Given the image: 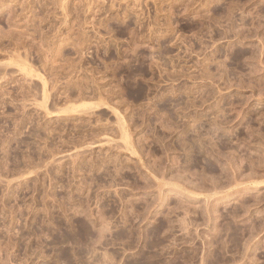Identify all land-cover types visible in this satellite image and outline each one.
I'll return each instance as SVG.
<instances>
[{
	"label": "rangeland",
	"instance_id": "374dc122",
	"mask_svg": "<svg viewBox=\"0 0 264 264\" xmlns=\"http://www.w3.org/2000/svg\"><path fill=\"white\" fill-rule=\"evenodd\" d=\"M3 1L0 264H264V0Z\"/></svg>",
	"mask_w": 264,
	"mask_h": 264
},
{
	"label": "bare ground",
	"instance_id": "6f19581e",
	"mask_svg": "<svg viewBox=\"0 0 264 264\" xmlns=\"http://www.w3.org/2000/svg\"><path fill=\"white\" fill-rule=\"evenodd\" d=\"M4 1H5V0H4ZM4 1H3V2H4ZM9 1H10V0H9ZM24 1H25V0H24ZM34 1H35V0H34ZM34 1H33V2H34ZM65 1H66V2H64V0H54V3H55V4H58V3L60 4V3H62L63 8H66V7L68 6V2H67V0H65ZM29 2L31 3V1H29ZM37 2H38V1H37ZM41 2H44V0L41 1ZM48 2H49V1H48ZM48 2H47L46 4H48ZM8 3H10V2H8ZM22 3H24V2H22ZM38 3H40V2H38ZM38 3H37V4H38ZM44 3H45V2H44ZM1 4H5V3H0V6H1ZM13 4H14V3H13ZM20 4H21V1H20ZM26 4H27V3H26ZM34 4H35V2H34ZM50 4H51V3H50ZM50 4H49V5H50ZM111 4H112V3H111ZM11 5H12V4H11ZM53 5H54V4H53ZM113 5H114V4H113ZM115 5H116V4H115ZM13 6H14V5H13ZM19 6H20V5H19ZM35 6H37V5H35ZM38 6H39V5H38ZM40 6H41V5H40ZM62 6H61V8H62ZM92 6H93V5H92ZM5 7H6V6H5ZM5 7H4V8H5ZM7 7H8V6H7ZM9 7H10V6H9ZM21 7H22V5H21ZM42 7H44V6L42 5ZM42 7H41V8H42ZM46 7H47V6H46ZM69 7H70V6H69ZM88 7H89V6H88ZM112 7H115V6H112ZM2 8H3V6H2ZM12 8H13V7H12ZM36 8H38V7H36ZM47 8H49V7H47ZM56 8H57V7H56ZM108 8H109V6H108ZM110 8H111V7H110ZM158 8H159V7H158ZM7 9H8V8H7ZM10 9H11V8H9V10H10ZM18 9H19V8H18ZM20 9H22V10H24V11L27 10V11H29V12H30V10H33V9H32V5H31V7H30L29 9H28V8H25V5H24L23 8H20ZM34 9H35V8H34ZM1 10H2V9L0 8V11H1ZM45 10H46V9H45ZM66 10H67V9H66ZM169 10H170V9H169ZM11 11H12V9H11ZM11 11H9V12H11ZM17 11H21V10H17ZM38 11H39V10H38ZM38 11H37V12H38ZM112 11H113V10H112ZM14 12H16V11H14ZM43 12H46V11H43ZM43 12H42V13H43ZM11 13H12V12H11ZM18 13H19V12H18ZM18 13H17V15H19ZM21 13H22V11H21ZM24 13H25V12H24ZM31 13H32V11H31ZM66 13H67V12H66ZM68 13H69V12H68ZM107 13H108V12H107ZM124 13H125V15H126L128 12H127V13L124 12ZM156 13H157V12H156ZM26 14H28V13L26 12ZM37 14H38V13H37ZM51 14H52V13H51ZM64 14H65V13H64ZM110 14H111V13H110ZM122 14H123V13H122ZM22 15H23V14H22ZM32 15H33V14H32ZM115 15H116V14H115ZM118 15H120V14H118ZM118 15H116V16H118ZM161 15H162V14H161ZM19 16H20V15H19ZM27 16H28V15H27ZM48 16H49V15H48ZM109 16H110V15H109ZM111 16H112L111 19L116 17V16H113V15H111ZM121 16H122V15H121ZM7 17H8V16H7ZM11 17H13L12 14H11ZM21 17H22V16H21ZM31 17H32V16H31ZM39 17H40V16H39ZM44 17H45V15H44ZM86 17H87V16H86ZM154 17H155V16H154ZM65 18H66V17H65ZM76 18H77V16H76ZM117 18H119V17H117ZM35 19H36V18H35ZM109 19H110V18H109ZM28 20H29V19H28ZM39 20H40V19H39ZM47 20H48V19H47ZM63 20H64V19H63ZM63 20H62V21H63ZM65 20H66V19H65ZM71 20H72V19H71ZM73 20H74V19H73ZM81 20H82V19H81ZM81 20H80V21H81ZM99 20H100V19H99ZM104 20H105V19H104ZM155 20H156V19H155ZM16 21H17V19H16ZM16 21H15V22H16ZM29 21L31 22V20H29ZM43 21H45V20H43ZM107 21H108V20H107ZM116 21H117V20H116ZM118 21H119V19H118ZM7 22H8V21H7ZM10 22L13 23L12 21H10ZM10 22H8V23H10ZM22 22H23V21H22ZM26 22H27V21H26ZM40 22H41V21H40ZM63 22H67V21H63ZM82 22H83V21H82ZM94 22H95V21H94ZM158 22H159V21H158ZM11 23H10V25H11ZM18 23H19V22H18ZM44 23H45V22H44ZM58 23H59V22H58ZM83 23H84V22H83ZM104 23H105V22H104ZM120 23H121V22H120ZM159 23H160V22H159ZM30 24H31V23H30ZM32 24H33V22H32ZM62 24H63V23H62ZM65 24H66V23H65ZM68 24H69V23H68ZM68 24H67V25H68ZM70 24H71V23H70ZM84 24H85V23H84ZM107 24H108V23H107ZM170 24H171V23H170ZM12 25H13V24H12ZM26 25H27V24H26ZM36 25H37V24H36ZM38 25H39V24H38ZM54 25H56V24H54ZM80 25H81V24H80ZM104 25H105V24H104ZM109 25H110V24H109ZM159 25H160V24H159ZM167 25H168V24H167ZM17 26H18V25H17ZM23 26H24V25H23ZM28 26H29V25H28ZM28 26H27V27H28ZM42 26H43V25H42ZM57 26H58V24H57ZM62 26H63V25H62ZM73 26H74V25H73ZM78 26H79V25H78ZM148 26H149V25H148ZM35 27H36V26H35ZM95 27H96V26H95ZM104 27H106V26H104ZM157 27H159V26H157ZM160 27H161V26H160ZM17 28H18V27H17ZM21 28H22V27H21ZM24 28H25V27H24ZM24 28H23V29H24ZM28 28H29V27H28ZM40 28H41V26H40ZM50 28H51V27H50ZM53 28H54V27H53ZM78 28H79V27H78ZM98 28H99V27H98ZM146 28H147V27H146ZM149 28H150V27H149ZM15 29H16V28H15ZM34 29H35V28H34ZM62 29H63V28H62ZM67 29H69V28H67ZM76 29H77V28H76ZM84 29H85V28H84ZM112 29H113V28H112ZM118 29H119V28H118ZM11 30H13V29H11ZM17 30H19V29H17ZM27 30H28V29H27ZM30 30H31V29H30ZM35 30H36V29H35ZM41 30H44V29L41 28ZM50 30H51V29H50ZM78 30H79V29H78ZM86 30H87V29H86ZM162 30H163V29H162ZM56 31H58V29H57ZM64 31H65V30H64ZM72 32H73V31H72ZM110 32H111V31H110ZM9 33H10V32H9ZM9 33H8V35H9ZM15 33H16V32H15ZM18 33H19V31H18ZM18 33H17V35H18ZM21 33H22V35H23L24 32H21ZM21 33H20V34H21ZM31 33H32V32H31ZM35 33H36V32H35ZM46 33H49V32H46ZM61 33H63V32H61ZM67 33H68V32H67ZM1 34H2V33H1ZM53 34H55V33H53ZM59 34H60V33H59ZM63 34H64V33H63ZM63 34H61V35H63ZM6 35H7V34L4 35V33H3V36H6ZM35 35H36V34H35ZM38 35H39V34H38ZM45 35H47V34H45ZM68 35H69V34H68ZM0 36H1V35H0ZM25 36H26V35H25ZM50 36H51V34H50ZM65 36H66V35H65ZM7 37H8V36H7ZM19 37H20V36H19ZM19 37H18V38H19ZM21 37H22V36H21ZM29 37H30V36H29ZM35 37H36V36H35ZM54 37H55V36H54ZM54 37H52V38H54ZM67 37H68V36H67ZM27 38H28V37H27ZM33 38H34V37H33ZM57 38H58V37H57ZM60 38H61V37H60ZM79 38H80V37H79ZM9 39H10V37H9ZM20 39H21V38H20ZM22 39H23V38H22ZM24 39H25V37H24ZM36 39H37V38H36ZM36 39H35L34 41H36ZM45 39H47V38H45ZM49 39H50V38H49ZM49 39H48V40H49ZM82 39H83V38H82ZM84 39H85V38H84ZM26 40H27V39H26ZM53 40H54V39H53ZM61 40H62V39H60V41H61ZM15 41H17V40H15ZM19 41H20V40H19ZM19 41H18V42H19ZM24 41H25V40H24ZM32 41H33V40H32ZM41 41H42V40H41ZM56 41H57V40H56ZM79 41H81V40H79ZM83 41H84V40H83ZM85 41H87V40H85ZM85 41H84V42H85ZM2 42H3V41H2ZM2 42H1V43H2ZM11 42H12V39H11ZM27 42H28V41H27ZM46 42H47V40H46ZM49 42H50V41H49ZM63 42H64V41H63ZM67 42H68V41H67ZM3 43H4V42H3ZM3 43H2V44H3ZM14 43H15V42H14ZM16 43H17V42H16ZM34 43H35V42H34ZM51 43H53V42H51ZM56 43H57V42H56ZM60 43H61V42H60ZM60 43H59V45H57V46L59 47V48H58V51H59V52L62 51V47H63V45H64V44L61 45ZM11 44H12V43H11ZM47 44H48V42H47ZM49 44H50V43H49ZM73 44H74V43H73ZM78 44H79V43H78ZM26 45H27V44H26ZM39 45H40V43H39ZM9 46H10V45H9ZM16 46H17V45H16ZM29 46H30V44H29ZM37 46H38V45H37ZM37 46H36V47H37ZM47 46H48V45H47ZM47 46H46V47H47ZM18 47H19V46H18ZM22 47H23V46H22ZM38 47H39V46H38ZM44 47H45V46H44ZM48 47H49V46H48ZM54 47H56V45H54ZM15 48H16V47H15ZM29 48H30V47H29ZM50 49H51V48H50ZM53 49H54V48H53ZM107 49H108V48H107ZM29 50H32V49H29ZM29 50H28V51H29ZM45 50H46V49H45ZM54 50H57V48H55ZM73 50H74V49H73ZM34 51H35V50H34ZM39 51H40V49H39ZM44 52H45V51H44ZM31 53H32V52H31ZM37 53H38V52H37ZM45 53H46V52H45ZM50 53H52V51H50ZM28 54H29V53H28ZM35 54H36V52H35ZM41 54H42V53H41ZM43 54H44V53H43ZM65 54H66V53H65ZM105 54H106V53H105ZM45 55H46V54H45ZM45 55H43V56H45ZM48 55H49V54H48ZM60 55H61V54H60ZM78 55H79V54H78ZM30 56H31V55H30ZM56 56H57V54H56ZM58 56H59V55H58ZM61 56H63V55H61ZM17 57H18V56H17ZM27 57H28V56H27ZM39 57H40V54H39ZM50 57H51V56H50ZM52 57H53V56H52ZM63 57H64V56H63ZM43 58H44V57H43ZM47 58H48V57H47ZM47 58H46V59H47ZM61 58H62V57H61ZM17 59H18V58H17ZM37 59H38V58H37ZM44 59H45V58H44ZM44 59H43V61H44ZM50 59H51V58H50ZM53 59H54V58H53ZM62 59H63V58H62ZM19 60H20V58H19ZM21 60H22V59H21ZM48 60H49V59H48ZM70 60H71V59H70ZM41 61H42V59H41ZM50 61H51V60H50ZM53 61H54V60H53ZM53 61H52V62H53ZM68 61H69V60H68ZM42 63H43V62H42ZM78 63H79V62H78ZM73 64H74V63H73ZM45 65H46V64H45ZM42 66H43V65H42ZM71 66H72V65H71ZM51 67H52V66H51ZM65 67H66V66H65ZM50 69H51V68H50ZM65 70H66V69H65ZM60 71H61V70H60ZM66 71H67V70H66ZM56 73H57V72H56ZM58 73H59V72H58ZM49 75H50V74H49ZM1 76H2V75H1ZM68 76H69V74H68ZM66 77H67V76H66ZM127 78H128V77H127ZM68 79H69V78H68ZM90 79H91V78H90ZM56 80H57V79H56ZM79 80H81V79H79ZM69 81H70V80H69ZM77 82H78V81H77ZM84 82H85V81H84ZM95 82H96V81H95ZM65 83H66V82H65ZM96 83H97V82H96ZM70 84H71V83H70ZM81 84H82V86H83V85H86V84H84V83H81ZM90 84H91V83H90ZM99 84H100V83H99ZM99 84H98V85H99ZM88 85H89V84H88ZM94 85H95V84H94ZM98 85H97V86H98ZM35 86H36V85H35ZM35 86H34V87H35ZM74 86H75V85H74ZM95 86H96V85H95ZM97 86H96V87H97ZM53 87H54V85H53ZM76 87H77V85H76ZM76 87H75V88H76ZM85 87H87V86H85ZM88 87H89V86H88ZM96 87H94V88H96ZM101 87H102V86H101ZM101 87H100V89H101ZM77 88H78V87H77ZM98 88H99V87H98ZM98 88H97V89H98ZM112 88H113V87H112ZM78 89H80V88H78ZM86 89H88V88H85L84 90L86 91ZM69 90H70V89H69ZM93 90H95V89H93ZM93 90H92V91H93ZM26 91H27V90H26ZM106 91H107V90H106ZM83 92H84V91H83ZM86 92H87V91H86ZM86 92H85V93H86ZM90 92H91V91H90ZM95 92H97V95H98V91H95ZM99 92H100V90H99ZM102 92H103V91H102ZM102 92H101V94H102ZM81 93H82V92H81ZM85 93H84V95H85ZM68 94H69V93H68ZM68 94H67V95H68ZM89 94H90V93H89ZM99 94H100V93H99ZM101 94H100V95H101ZM104 94H105V93H104ZM108 94H109V93H108ZM1 95H2V94H1ZM80 95H81V94H80ZM94 95H95V93H94ZM105 95H106V94H105ZM106 96H107V95H106ZM109 96H111V95H109ZM164 96H165V95H164ZM1 97H2V96H1ZM68 97H70V96H68ZM71 97H72V96H71ZM71 97H70V98H71ZM78 97H79V96H78ZM91 97H92V96H91ZM73 98H74V97H73ZM96 98H97V97H96ZM100 98H101V97H100ZM162 99H163V98H162ZM103 100H105V99H103ZM110 100H111V99H110ZM5 103H6V102H5ZM14 103H15V102H14ZM53 104H54V103H53ZM53 104H52V105H53ZM23 105H24V104H23ZM156 105H157V104H156ZM20 107H21V106H20ZM24 111H25V110H24ZM80 112H81V111H80ZM166 113H167V112H166ZM13 114H14V113H13ZM168 120H169V119H168ZM16 121H17V120H16ZM215 121H216V120H215ZM1 122H2V121H1ZM33 123H34V122H33ZM168 123H169V122H168ZM175 123H176V122H175ZM214 123H215V122H214ZM15 124H16V123H15ZM18 125H19V124H18ZM59 125H60V124H59ZM162 125H163V124H162ZM170 125H171V124H170ZM170 125H169V126H170ZM55 126H56V125H55ZM166 126H167V125H166ZM14 127H15V126H14ZM188 127H189V126H188ZM209 127H210V126H209ZM221 127H222V126H221ZM206 128H207V127H206ZM210 128H211V127H210ZM210 128H209V129H210ZM219 128H220V127H219ZM15 129H16V128H15ZM22 129H23V128H22ZM158 129H159V128H158ZM197 129H198V128H197ZM216 129H217V128H216ZM58 131H59V130H58ZM122 131H123V130H122ZM197 131H198V130H197ZM210 131H211V130H210ZM221 131H222V130H221ZM188 132H189V131H188ZM195 132H196V131H195ZM207 132H208V131H207ZM215 132H216V130H215ZM51 133H52V132H51ZM51 133H50V134H51ZM189 133H190V132H189ZM189 133H188V134H189ZM210 133H211V132H210ZM210 133H209V134H210ZM212 134H213V133H212ZM212 134H211V135H212ZM215 134H216V133H215ZM13 136H14V135H13ZM36 136H37V135H36ZM200 136H201V135H200ZM203 136H204V135H203ZM208 136H209V135H208ZM215 136H217V135H215ZM6 137H7V136H6ZM6 137H5V138H6ZM219 137H221V136L219 135ZM13 138H14V137H13ZM19 138H20V137H19ZM191 138H192V137H191ZM202 138H203V137H202ZM44 139H45V138H44ZM7 140H8V139H7ZM77 140H78V139H77ZM186 140H187V139H186ZM186 140H185V141H186ZM192 140H193V139H192ZM194 140H195V139H194ZM210 140H211V139H210ZM220 140H221V139H220ZM65 141H66V140H65ZM72 141H73V140H72ZM190 141H191V140H190ZM195 141H196V140H195ZM198 141H199V139H198ZM202 141H203V140H202ZM65 143H66V142H65ZM193 143H194V142H193ZM1 144H2V143H1ZM198 144H199V143H198ZM183 145H184V144H183ZM191 145H192V144H191ZM33 146H34V145H33ZM35 146H36V145H35ZM182 147H183V146H182ZM194 147H195V146H194ZM193 149H194V148H193ZM54 150H55V148H54ZM57 150H58V149H57ZM12 152H13V151H12ZM52 152H53V151H52ZM40 153H41V152H40ZM196 154H197V153H196ZM13 157H14V156H13ZM197 158H198V157H197ZM190 159H191V158H190ZM192 162H193V161H192ZM212 166H213V165H212ZM82 168H83V167H82ZM0 170H1V169H0ZM229 226H230V225H229ZM158 228H159V227H158ZM159 231H160V230H159ZM64 235H65V234H64ZM90 235H91V234H90ZM80 239H81V238H80ZM80 241H81V240H80ZM153 242H155V241H153ZM211 256H212V255H211ZM65 257H66V256H65ZM154 257H155V256H154ZM158 257H159V256H158ZM151 259H152V258H151ZM152 260H153V259H152ZM215 263H216V262H215ZM205 264H206V263H205Z\"/></svg>",
	"mask_w": 264,
	"mask_h": 264
}]
</instances>
